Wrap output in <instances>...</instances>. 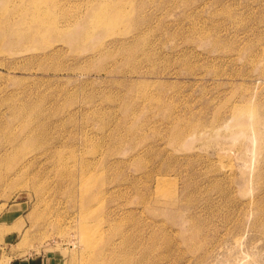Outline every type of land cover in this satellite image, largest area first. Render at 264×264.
I'll return each mask as SVG.
<instances>
[{
  "label": "rangeland",
  "instance_id": "rangeland-1",
  "mask_svg": "<svg viewBox=\"0 0 264 264\" xmlns=\"http://www.w3.org/2000/svg\"><path fill=\"white\" fill-rule=\"evenodd\" d=\"M102 1L0 7L21 155L0 167V264H264V0H106L129 19L66 40ZM86 212L113 255L84 245Z\"/></svg>",
  "mask_w": 264,
  "mask_h": 264
},
{
  "label": "bare ground",
  "instance_id": "bare-ground-1",
  "mask_svg": "<svg viewBox=\"0 0 264 264\" xmlns=\"http://www.w3.org/2000/svg\"><path fill=\"white\" fill-rule=\"evenodd\" d=\"M7 2H8V0H0V4H1L0 7L2 9H4ZM88 7H90V11H89V13H87L86 20L82 21L81 17L79 16L78 18L68 19V20H65L64 22H61V24L62 23L66 24L68 22L75 23L72 27L65 30L66 40L68 39L71 41L73 39H75V40L77 39V40H80L82 42L83 41L88 42L90 39H92V37L96 34V32H98L100 30H104L106 28L113 27L114 24H116L122 20L129 19L127 16V13H123L122 10H120L119 8L112 7V5L110 6L106 0H103L100 4H98L94 7H92V4L90 3V5ZM57 9H58V6H57ZM50 10H52V7H50ZM109 13H110V16H109ZM53 16H55V15H53ZM82 22L85 23V25H84L85 29L79 28L80 27L79 24H81ZM3 27L5 28L6 26L4 25ZM53 28L56 29L55 26ZM78 29H80L81 31H79ZM7 32H8V30H7ZM139 32H141V29L139 30ZM39 35H40V33L39 32L37 33V29H35L34 31L27 30L26 32L20 33L19 35L13 34L12 37L10 38V40H17L19 38L33 40V39H36L37 37H39ZM102 49H103V47L100 48V50H102ZM2 93H3L2 90H0V117L7 114V112H8V114L12 115L13 117L18 116V114H19L18 104L15 102V100L13 98L12 99L10 98V94L5 97V96H2ZM5 110L7 112H4ZM252 116H253V111L251 110V108L249 106H236L235 110H234V118L237 119L236 122L238 123V126H239V128L236 131L239 134L241 132L246 131V130L252 131L253 135H254V139L256 140L257 144L259 145V143H260L259 146L262 147V144L260 142V134H257L256 132H254L253 127L256 123H253L252 125L241 124V121L244 118H252ZM0 123L2 125H5L6 127H9L7 129L5 128V130H4L2 128V126L0 125V167H1V165L4 162L14 161L15 164L18 163L19 161H21L20 160L21 155L17 156L18 145L16 144V142H14V139H15L14 135H16V134L13 133V127L8 125L9 124L8 122L7 123L2 122L1 118H0ZM31 123H30V121L27 120V123H26L27 127H24V128L29 129ZM33 123H35V122H33ZM37 127H38V125H37ZM33 130H35V129H33ZM38 134H40V133L38 132ZM39 139H42V137L38 138V141H40ZM21 140H23V141L20 144V146L21 145H24V146L28 145V143L30 141V134L28 131L23 135ZM35 160H37V157ZM31 163H32V161L30 159L26 160V158L22 161L24 168ZM11 168H12V166H11ZM84 193L86 194L85 190H84ZM90 198L92 201V196ZM80 207H82V206H80ZM92 219H93L92 214H90L89 212L84 213V215L81 219V224L79 226V230L81 231L80 235L83 239L84 245H86V247L92 248V246L94 244L100 242L102 249L108 250L109 256L113 255L115 253L116 248L112 252L111 251V245L115 244L117 247L118 246L121 247L123 242H121V241L109 242L110 240H108V242H104L102 231L100 232L99 235L93 231ZM110 222H111V224L115 223L114 219H110ZM119 237H121V235H117V238H119ZM106 247H108L109 249H107ZM127 258L128 259L130 258L129 254L127 255ZM95 262H96V264H104L106 262V257L102 256V258L100 260L96 259ZM108 264H112V263H108Z\"/></svg>",
  "mask_w": 264,
  "mask_h": 264
},
{
  "label": "crops",
  "instance_id": "crops-1",
  "mask_svg": "<svg viewBox=\"0 0 264 264\" xmlns=\"http://www.w3.org/2000/svg\"><path fill=\"white\" fill-rule=\"evenodd\" d=\"M28 264H35V261L33 262V261H30V263H28ZM36 264H39V263H36ZM42 264V263H41ZM44 264V263H43Z\"/></svg>",
  "mask_w": 264,
  "mask_h": 264
}]
</instances>
